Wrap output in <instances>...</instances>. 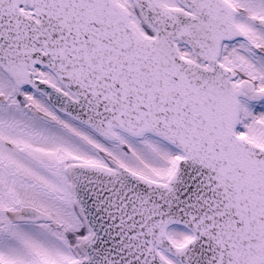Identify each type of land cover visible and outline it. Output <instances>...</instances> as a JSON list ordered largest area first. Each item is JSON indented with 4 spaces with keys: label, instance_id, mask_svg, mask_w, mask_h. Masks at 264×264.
Returning <instances> with one entry per match:
<instances>
[{
    "label": "snow or ice",
    "instance_id": "1",
    "mask_svg": "<svg viewBox=\"0 0 264 264\" xmlns=\"http://www.w3.org/2000/svg\"><path fill=\"white\" fill-rule=\"evenodd\" d=\"M0 264H264V0H0Z\"/></svg>",
    "mask_w": 264,
    "mask_h": 264
}]
</instances>
